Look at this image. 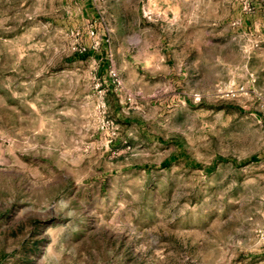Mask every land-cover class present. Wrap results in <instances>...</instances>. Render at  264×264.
<instances>
[{
	"label": "rangeland",
	"instance_id": "374dc122",
	"mask_svg": "<svg viewBox=\"0 0 264 264\" xmlns=\"http://www.w3.org/2000/svg\"><path fill=\"white\" fill-rule=\"evenodd\" d=\"M242 1L0 0V264H264Z\"/></svg>",
	"mask_w": 264,
	"mask_h": 264
},
{
	"label": "crops",
	"instance_id": "0c3cea01",
	"mask_svg": "<svg viewBox=\"0 0 264 264\" xmlns=\"http://www.w3.org/2000/svg\"><path fill=\"white\" fill-rule=\"evenodd\" d=\"M243 1L253 8V22L246 41L249 53L246 55L244 71L250 93L261 96L264 95V0ZM257 62L259 66H255Z\"/></svg>",
	"mask_w": 264,
	"mask_h": 264
},
{
	"label": "built area",
	"instance_id": "2783aa9c",
	"mask_svg": "<svg viewBox=\"0 0 264 264\" xmlns=\"http://www.w3.org/2000/svg\"><path fill=\"white\" fill-rule=\"evenodd\" d=\"M91 1H94V0H91ZM243 3V10L245 11L246 14H251L252 11H253V8L251 7V5L247 2V1H242ZM116 76V75H115ZM245 90L242 88L240 89L238 92H244ZM231 93H236V92H231ZM262 109L264 111V103L262 105Z\"/></svg>",
	"mask_w": 264,
	"mask_h": 264
}]
</instances>
